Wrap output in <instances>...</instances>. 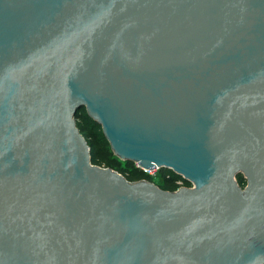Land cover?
<instances>
[{
  "label": "water",
  "instance_id": "water-1",
  "mask_svg": "<svg viewBox=\"0 0 264 264\" xmlns=\"http://www.w3.org/2000/svg\"><path fill=\"white\" fill-rule=\"evenodd\" d=\"M0 264H264V0H0Z\"/></svg>",
  "mask_w": 264,
  "mask_h": 264
},
{
  "label": "trees",
  "instance_id": "trees-1",
  "mask_svg": "<svg viewBox=\"0 0 264 264\" xmlns=\"http://www.w3.org/2000/svg\"><path fill=\"white\" fill-rule=\"evenodd\" d=\"M77 122L81 133L87 139L91 147L92 161L94 164L111 167L122 174L125 173L124 175L131 181L148 179L166 190H177L181 187L179 182H182L184 186H191L190 182L171 169H158V175L150 177L134 162L120 160L113 153L109 141L102 132V126L87 114L85 108L78 110ZM120 161L125 165V169L119 164ZM238 181L242 186L246 184V179L242 174L238 176Z\"/></svg>",
  "mask_w": 264,
  "mask_h": 264
},
{
  "label": "rangeland",
  "instance_id": "rangeland-1",
  "mask_svg": "<svg viewBox=\"0 0 264 264\" xmlns=\"http://www.w3.org/2000/svg\"><path fill=\"white\" fill-rule=\"evenodd\" d=\"M119 164L121 165V167L122 168H126L125 167V165L123 164V163H121V161L119 162ZM102 166H104V165H102ZM144 171V170H143ZM127 172L129 173V171L127 170ZM145 172V171H144ZM158 172H159V170L158 169H156V170H150L149 172H145V173H147L150 177H155L156 175H158ZM125 174V173H124ZM123 174V175H124Z\"/></svg>",
  "mask_w": 264,
  "mask_h": 264
},
{
  "label": "built area",
  "instance_id": "built-area-1",
  "mask_svg": "<svg viewBox=\"0 0 264 264\" xmlns=\"http://www.w3.org/2000/svg\"><path fill=\"white\" fill-rule=\"evenodd\" d=\"M150 171V170H149ZM149 171H145V172H149ZM179 185L182 187L184 186L182 182H179Z\"/></svg>",
  "mask_w": 264,
  "mask_h": 264
}]
</instances>
